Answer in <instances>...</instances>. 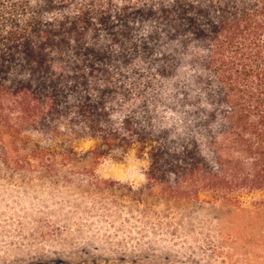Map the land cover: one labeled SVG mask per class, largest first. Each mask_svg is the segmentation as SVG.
I'll use <instances>...</instances> for the list:
<instances>
[{
  "label": "trees",
  "instance_id": "trees-1",
  "mask_svg": "<svg viewBox=\"0 0 264 264\" xmlns=\"http://www.w3.org/2000/svg\"><path fill=\"white\" fill-rule=\"evenodd\" d=\"M76 141L165 196L264 206V0H0L3 161Z\"/></svg>",
  "mask_w": 264,
  "mask_h": 264
},
{
  "label": "rangeland",
  "instance_id": "rangeland-1",
  "mask_svg": "<svg viewBox=\"0 0 264 264\" xmlns=\"http://www.w3.org/2000/svg\"><path fill=\"white\" fill-rule=\"evenodd\" d=\"M92 148L19 164L0 151V264H264L260 195L165 196L134 150Z\"/></svg>",
  "mask_w": 264,
  "mask_h": 264
}]
</instances>
